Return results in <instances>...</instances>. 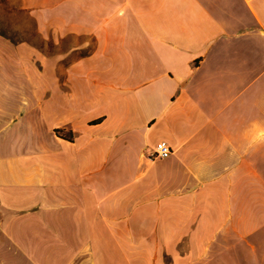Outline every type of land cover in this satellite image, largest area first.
Here are the masks:
<instances>
[{
  "label": "crops",
  "instance_id": "0c3cea01",
  "mask_svg": "<svg viewBox=\"0 0 264 264\" xmlns=\"http://www.w3.org/2000/svg\"><path fill=\"white\" fill-rule=\"evenodd\" d=\"M20 2L67 50L0 51V264H264V0Z\"/></svg>",
  "mask_w": 264,
  "mask_h": 264
},
{
  "label": "rangeland",
  "instance_id": "374dc122",
  "mask_svg": "<svg viewBox=\"0 0 264 264\" xmlns=\"http://www.w3.org/2000/svg\"><path fill=\"white\" fill-rule=\"evenodd\" d=\"M11 39L14 41L28 40L29 43L34 44L50 55L59 52L60 49H66V47L54 46L51 37L43 38L38 33L34 17L28 10L22 8L20 0H0V51L13 60L16 56H24L28 60V64H25V66L30 70L31 59L29 57L34 54L33 50L22 46V43H19V45L12 43L14 41ZM88 49H76L75 52L72 51L68 54V57L72 58L86 52ZM45 71L49 74L52 73L49 69Z\"/></svg>",
  "mask_w": 264,
  "mask_h": 264
},
{
  "label": "built area",
  "instance_id": "2783aa9c",
  "mask_svg": "<svg viewBox=\"0 0 264 264\" xmlns=\"http://www.w3.org/2000/svg\"><path fill=\"white\" fill-rule=\"evenodd\" d=\"M171 153V148L167 141L161 139L158 140L153 149L150 151L152 157H165Z\"/></svg>",
  "mask_w": 264,
  "mask_h": 264
},
{
  "label": "trees",
  "instance_id": "16d2710c",
  "mask_svg": "<svg viewBox=\"0 0 264 264\" xmlns=\"http://www.w3.org/2000/svg\"><path fill=\"white\" fill-rule=\"evenodd\" d=\"M8 37H10V36L8 35ZM10 38H11V37H10ZM11 40H13V39H11ZM99 120H100V118H97V119L92 120V122H98ZM56 131H57L59 134H61L62 136H65L66 138H68V139H70V140L73 139V132H72L71 130H68V131L65 132V133H61V132L59 131V129H56Z\"/></svg>",
  "mask_w": 264,
  "mask_h": 264
}]
</instances>
